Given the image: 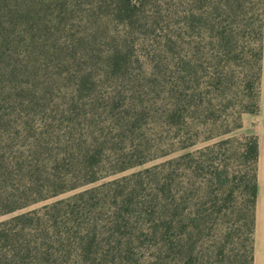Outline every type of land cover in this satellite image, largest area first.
I'll return each instance as SVG.
<instances>
[{
  "label": "trees",
  "instance_id": "trees-1",
  "mask_svg": "<svg viewBox=\"0 0 264 264\" xmlns=\"http://www.w3.org/2000/svg\"><path fill=\"white\" fill-rule=\"evenodd\" d=\"M171 1L180 22L184 0ZM162 5L163 0H0V264L97 259V221L90 219L83 229L78 223L95 214L91 206H98L92 202L100 187L37 206L153 159L140 136L154 115L146 96L155 92L156 78L144 70L137 47L150 59L156 52L147 41ZM261 6L252 114L260 108L264 0ZM197 73L191 70V80ZM187 77L180 75L179 87L166 91L172 102L162 115L174 136L165 144L169 149L158 147V156L191 148L202 133L204 105L211 101L188 91ZM192 129L196 138L189 136ZM245 140L243 157L254 174L245 184L251 243L244 262L254 264L259 145L255 135ZM189 158L186 153L171 159L169 169Z\"/></svg>",
  "mask_w": 264,
  "mask_h": 264
},
{
  "label": "rangeland",
  "instance_id": "rangeland-1",
  "mask_svg": "<svg viewBox=\"0 0 264 264\" xmlns=\"http://www.w3.org/2000/svg\"><path fill=\"white\" fill-rule=\"evenodd\" d=\"M172 3L163 0L147 41L156 49L151 59L137 47L144 70L156 78L155 92L146 96L154 115L140 136L153 159L37 206L100 187L91 201L99 202L91 206L95 214L83 211L78 223L83 229L97 221L99 253L90 264H245L251 243L245 184L254 170L243 152L252 135L245 128L253 115L248 110L257 102L261 0H184L180 22ZM193 69L198 73L191 80ZM186 73L185 88L211 101L204 105L202 133L191 148L158 156V147L169 149L165 144L174 136L162 115L172 102L166 91L178 88ZM189 136L196 138V129ZM186 153L192 158L170 170L168 162Z\"/></svg>",
  "mask_w": 264,
  "mask_h": 264
},
{
  "label": "crops",
  "instance_id": "crops-1",
  "mask_svg": "<svg viewBox=\"0 0 264 264\" xmlns=\"http://www.w3.org/2000/svg\"><path fill=\"white\" fill-rule=\"evenodd\" d=\"M259 111L247 119V133L257 136L259 145L257 168V199L255 208L254 264H264V35L262 82Z\"/></svg>",
  "mask_w": 264,
  "mask_h": 264
}]
</instances>
